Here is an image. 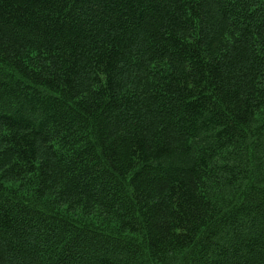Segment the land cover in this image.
Segmentation results:
<instances>
[{
	"label": "trees",
	"instance_id": "16d2710c",
	"mask_svg": "<svg viewBox=\"0 0 264 264\" xmlns=\"http://www.w3.org/2000/svg\"><path fill=\"white\" fill-rule=\"evenodd\" d=\"M0 264H264V0H0Z\"/></svg>",
	"mask_w": 264,
	"mask_h": 264
}]
</instances>
